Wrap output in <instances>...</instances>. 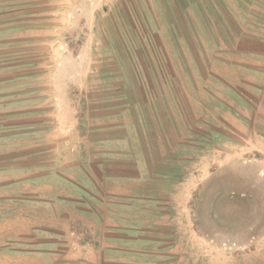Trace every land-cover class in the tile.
<instances>
[{
	"label": "rangeland",
	"instance_id": "374dc122",
	"mask_svg": "<svg viewBox=\"0 0 264 264\" xmlns=\"http://www.w3.org/2000/svg\"><path fill=\"white\" fill-rule=\"evenodd\" d=\"M263 50L264 0H0V216L33 209L35 175L69 177L90 108L122 107L152 184L137 209L123 211L138 217L143 240L123 243L106 264L227 255L243 264L254 243L230 237L257 222L249 215L258 199L242 189L264 187V159L222 111L243 113L240 96L264 83L243 66L264 68L253 54ZM167 184L168 229L147 227L150 198ZM58 187L60 197L76 196L66 181Z\"/></svg>",
	"mask_w": 264,
	"mask_h": 264
},
{
	"label": "crops",
	"instance_id": "0c3cea01",
	"mask_svg": "<svg viewBox=\"0 0 264 264\" xmlns=\"http://www.w3.org/2000/svg\"><path fill=\"white\" fill-rule=\"evenodd\" d=\"M253 54L264 59V50ZM243 66L264 76V68ZM251 87L255 91L252 98L239 95L243 113L227 104L222 119L232 131L237 127L248 130L257 139L254 150L264 159V83ZM105 108L99 105L86 113L84 137L74 141L69 177L51 172L48 182H44L43 176L35 175L28 180L33 209L0 216V264H106L108 256L125 250L123 243L143 240L138 217H127L123 211L137 209L145 198L141 189L152 184L146 159L139 151L136 128L126 111L122 107L112 111ZM62 181L76 190L74 198L59 196L57 189ZM172 188V184L163 185L158 195L150 198L156 215L147 227L168 229L170 219L163 209L169 205ZM242 190L258 199L250 204L249 215L257 222L244 224L242 239H230L254 243V249L242 255L243 264H264V187L251 183ZM43 203L49 206L42 208ZM165 234L162 232V236ZM225 257V261L210 264H239L236 256Z\"/></svg>",
	"mask_w": 264,
	"mask_h": 264
}]
</instances>
